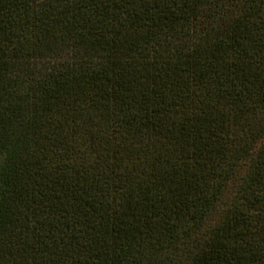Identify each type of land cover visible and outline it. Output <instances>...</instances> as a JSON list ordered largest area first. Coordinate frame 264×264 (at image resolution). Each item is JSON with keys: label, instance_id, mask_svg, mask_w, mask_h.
<instances>
[{"label": "trees", "instance_id": "1", "mask_svg": "<svg viewBox=\"0 0 264 264\" xmlns=\"http://www.w3.org/2000/svg\"><path fill=\"white\" fill-rule=\"evenodd\" d=\"M0 264H264V0H0Z\"/></svg>", "mask_w": 264, "mask_h": 264}]
</instances>
